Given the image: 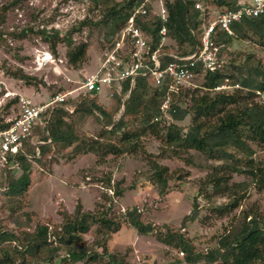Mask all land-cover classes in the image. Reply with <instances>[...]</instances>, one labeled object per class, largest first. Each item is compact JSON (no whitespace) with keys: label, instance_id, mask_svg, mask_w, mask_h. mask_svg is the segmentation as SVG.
Returning <instances> with one entry per match:
<instances>
[{"label":"rangeland","instance_id":"1","mask_svg":"<svg viewBox=\"0 0 264 264\" xmlns=\"http://www.w3.org/2000/svg\"><path fill=\"white\" fill-rule=\"evenodd\" d=\"M165 1H150L148 15L144 17L157 13L160 3ZM199 3L203 8L207 5L211 20L220 10L204 1ZM102 11L101 4L95 5L88 0H0V98L11 92L5 98V105L17 95L34 103L47 102L54 94L67 90H74L66 104L71 109L88 100L91 96L79 86L84 76L96 69L99 58L109 45L106 35L110 29L104 23ZM51 28L57 29L61 37L70 38L71 43L67 42L68 38H63L53 52L50 43L38 32ZM261 40L251 33L243 39L234 36L220 47L218 58L222 61V68L231 72V61L242 66L244 71L248 55L251 60H260L264 66V39L259 42ZM80 43L87 44L86 58L80 66H72L67 62L66 52ZM165 45L170 52L189 49L187 43L180 46L171 38H166ZM46 52L51 59L41 65L39 56ZM18 67L34 77L31 84L12 76L11 72ZM203 81V76L198 75L184 83L175 91L174 100L182 108L190 107L191 92L194 89H197L196 93L205 91ZM109 92L112 89L102 91L97 99L107 111L113 112L112 119L117 121L123 106L114 110L116 102ZM215 92L212 90L210 94ZM250 101L256 103L254 98ZM15 106L12 103L0 111V119L5 121L14 116ZM94 114L85 118L80 128L88 137H98L103 129L99 113ZM202 121L207 125L213 122L211 118ZM175 123L184 132L192 124V114L188 113ZM249 146L253 150L251 155L231 150L233 158L229 161L209 159L194 149L179 151L178 156H174L171 148L149 133L141 136L135 151L108 154L104 160L95 153L77 155L72 146L64 149L51 147L37 165L33 164L31 182L23 196L8 198L0 194V231L20 237L21 231L32 232L39 225H48L52 230L60 225L58 211L62 207L73 213L79 205L82 211L96 215L106 212L108 218L122 223L121 228L110 236L107 247L109 253L122 258L123 264H171L178 255L176 250L159 242L153 233L138 234L123 221L125 211L136 207L143 222L151 223L163 232H182L193 248L201 252L215 248L222 235L242 223L245 214L246 220L256 217L264 226V179H261L264 172L262 174L256 168L264 157V147L255 143H249ZM152 161L168 168V184L163 193L152 180ZM216 166L221 168L216 171ZM216 175L222 177L220 186L211 181ZM116 189H121V196L115 195ZM234 202L237 206L229 207ZM194 204L195 218H186L191 216ZM222 206H227V210L217 209ZM95 229L93 226L83 236L87 244L93 243ZM16 243L13 240L0 242V253L2 249L15 253ZM21 248L18 245V249ZM96 251L101 252V249ZM15 255L20 260L19 253ZM47 257L45 251L34 256L27 254L24 264H82L69 262L64 250L58 252L57 257Z\"/></svg>","mask_w":264,"mask_h":264},{"label":"trees","instance_id":"2","mask_svg":"<svg viewBox=\"0 0 264 264\" xmlns=\"http://www.w3.org/2000/svg\"><path fill=\"white\" fill-rule=\"evenodd\" d=\"M18 1V0H13ZM95 5L101 4L104 23L109 27L106 40L109 42L106 49L114 45L122 28L135 8L144 0H88ZM204 1L220 8L219 11L233 9L239 5L240 0H172L165 1L168 12L166 23V38H171L178 45L187 43L188 50H181L180 54H189L194 51L199 43L200 24L203 13L195 7V4ZM203 7V6H202ZM207 5L204 8L205 20L210 21ZM136 24L139 25L145 35L150 50H155L160 42L159 29L161 22L156 15L144 20L136 16ZM233 35L228 36L225 32L216 29L214 40L219 46L226 45L235 36L246 38L251 35L264 39V13L258 17L244 18L232 25ZM22 32V31H21ZM45 40L50 43L53 52L56 45L63 38L57 29L51 28L38 30ZM1 37V33H0ZM67 40L71 43L70 38ZM163 49L167 51L166 45ZM87 44L80 43L67 50V62L72 66H80L86 58ZM248 55L245 69L230 61L232 71L228 72L223 68L214 72L203 71L197 67L199 75L203 76V93H196L194 89L191 94V105L182 108L174 100L175 92L168 89V84L154 85L150 76L139 75L135 78L133 86L129 78L120 81L118 87L112 88V97L116 102L115 109L123 106V112L117 121H113V112L99 104L97 93L84 92L91 97L75 105L72 111L62 107H49L45 110L41 122L33 129L31 138L25 142L24 150L16 155L18 166L9 169L6 175L0 171V194L8 198L23 196L31 182L33 164L37 165L42 157L46 155L51 147L68 148L73 147L75 154L95 153L101 160L108 154H120L135 151L141 136L151 134L161 139V142L171 148L174 156L179 151L194 149L206 155L209 159L229 161L233 158L234 150L247 156L253 153L249 143H255L264 147V104L251 103L253 93L245 88L264 90V66L258 59H252ZM13 77L31 84L34 77L24 73L18 67L11 72ZM225 76H229L233 82H239L240 89L233 91L215 92L210 94L213 87L218 85ZM214 91V90H213ZM12 99L1 107L5 110L10 104L16 103ZM167 102L165 111L161 109ZM67 104V103H66ZM98 112L103 121V129L98 137H88L81 131L85 118L95 115ZM188 113L192 114V124L183 132L177 125ZM166 116L171 121L166 120ZM203 118H211L213 121L207 125ZM135 124H137L136 127ZM8 122L0 119V128L4 129ZM110 126V128H108ZM37 148L39 153L37 155ZM221 166L214 167L218 171ZM257 170L264 172V157L257 163ZM152 180L160 186V193H163L167 184L168 168L152 161ZM218 173V172H217ZM251 173L252 170H251ZM263 174V173H262ZM255 175V174H254ZM219 176V175H218ZM222 177L211 179L217 186L221 185ZM264 179V174L261 176ZM110 179L108 180V185ZM116 196H121V189L115 190ZM237 202L229 204L234 208ZM227 206L218 207V210H227ZM58 213L61 222L58 228L50 230L48 225H39L32 232L21 231L20 237L12 232L0 231V242L7 240L17 241L15 251L19 253L20 260H17L15 253L9 249H2L0 253V264H24L25 255L34 256L38 252H47V258L57 257L58 252L64 250L69 262H82V264L99 263L123 264L122 258L108 252L107 243L110 236L117 232L122 223L106 216V212L98 215L90 211H82L77 205L74 212H68L62 207ZM197 213L196 205H193L191 216L195 218ZM243 221L232 231L219 238L215 248L206 251H196L185 235L180 231L157 230L151 223L141 220V213L136 207L127 209L123 221L135 228L138 234H155L156 239L166 245L172 246L176 255L171 264L182 263H205V264H264V226L256 217ZM95 226L94 241L87 244L84 235L90 232ZM18 245L22 246L18 249ZM101 249V252L96 251ZM96 249V250H95ZM15 260L18 263H15Z\"/></svg>","mask_w":264,"mask_h":264},{"label":"built area","instance_id":"3","mask_svg":"<svg viewBox=\"0 0 264 264\" xmlns=\"http://www.w3.org/2000/svg\"><path fill=\"white\" fill-rule=\"evenodd\" d=\"M150 1L152 0H144L135 8L114 45L102 53L96 69L84 76L79 89L100 94L102 91H111L113 87H118L120 81L126 78L130 79L131 86H133L135 78L142 75L150 76L156 86L167 83L169 91L175 92L184 83L199 75L197 67L211 72L222 68V61L218 58L221 46L214 40L216 29L232 36L234 23L244 18L258 17L264 13V0H241L236 8L217 11L215 17L207 21L204 8L199 2L196 3L195 7L203 13V20L199 27V43L194 51L183 55L163 49L168 22V12L163 2L160 3L158 12L154 14L162 24L159 29L161 42L155 50H150L143 29L136 24V16H140L138 18L141 20L148 18L144 16L148 15L147 4ZM50 59L51 55L46 52L39 56V64H47ZM240 88L242 87L239 82H233L229 76H225L222 82L212 89L229 93ZM245 90L253 93L256 103L264 104V90L253 88H245ZM73 92L74 90L58 92L47 102L42 103H34L29 98L17 95L15 115L5 120L9 123L6 128H0V171L3 175H6L7 170L18 166L16 155L24 150L25 142L31 138L35 125L41 122L47 108L62 107L68 111L73 110L66 106ZM10 95L11 92H6L0 98V108L5 105V98ZM111 95L112 92H109V96ZM167 102L161 107L163 111H165ZM38 153L37 148V155Z\"/></svg>","mask_w":264,"mask_h":264}]
</instances>
